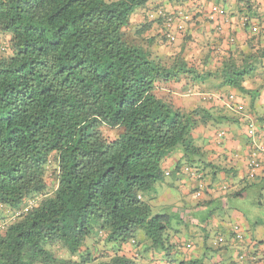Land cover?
<instances>
[{"label": "trees", "instance_id": "obj_1", "mask_svg": "<svg viewBox=\"0 0 264 264\" xmlns=\"http://www.w3.org/2000/svg\"><path fill=\"white\" fill-rule=\"evenodd\" d=\"M156 1L0 0V34L8 37L0 35V264H145L139 235L146 252L165 256L175 248L171 215L153 213L145 196L167 176L162 164L177 148L179 166L188 165L201 185L192 193L201 195L203 155L190 135L198 118L218 119L201 108H175L158 85L185 79L200 90L220 76L221 86L246 95L245 75L264 68V48L231 54L217 70L190 62L183 43L172 57L153 54L126 39L133 15L146 11L137 34L155 24L162 41L170 31L186 43V28L196 22ZM250 23L240 16L242 28L258 32ZM101 127L119 134L110 140ZM97 242L106 250L97 252ZM126 244L133 256L121 251ZM206 254L168 263L205 264ZM152 255L148 264L157 261Z\"/></svg>", "mask_w": 264, "mask_h": 264}, {"label": "crops", "instance_id": "obj_2", "mask_svg": "<svg viewBox=\"0 0 264 264\" xmlns=\"http://www.w3.org/2000/svg\"><path fill=\"white\" fill-rule=\"evenodd\" d=\"M155 3H162L170 13H178V16L189 13L195 17L196 22L186 28V43L181 40V34L176 35L186 46V53L193 55L189 61L208 70L219 69L231 54L250 55L264 48V0H198L197 3L195 0H158ZM215 6L224 9V16L209 23V13ZM243 14L251 18L250 24L257 27L258 32L256 28L251 32V25L247 28L239 25ZM209 82L192 94L187 91L191 88L187 81L182 85L181 82L158 85L159 96L175 108L185 111L201 108L214 113L218 120L198 118L190 135V141L203 155L199 163L204 168L203 190L199 197L196 192L191 195L197 190V182L193 180L197 178L187 170L188 165L179 166L183 160L182 148H177L163 162L162 171L167 177L172 176V182H163L166 187L151 191L147 198L152 203L173 200L169 204L172 211H166V214L178 212L182 222L174 226L177 233L170 237V243L175 248L167 253L168 256L146 252L148 244L139 235L138 247L145 264L148 259H154L152 254L157 256V261L151 264H169L170 259L200 258L206 254V246L216 250L221 241L225 244L212 255L206 254L205 264H264V154H256L260 166L257 176L250 179L247 175L253 151L264 146V68L260 73L245 75L242 86L246 95L221 86L220 76ZM239 106L242 107L240 111L237 110ZM250 125L254 128L252 136L248 133ZM176 184L180 185L178 190H175ZM236 193L241 195L234 196ZM231 233H236L239 239L234 240ZM211 234L213 239L209 244ZM121 251L126 256L136 253L132 244L122 246Z\"/></svg>", "mask_w": 264, "mask_h": 264}, {"label": "rangeland", "instance_id": "obj_3", "mask_svg": "<svg viewBox=\"0 0 264 264\" xmlns=\"http://www.w3.org/2000/svg\"><path fill=\"white\" fill-rule=\"evenodd\" d=\"M145 13H146V11H145ZM145 13H144V11L138 12L137 15L135 14L131 18V20H132L130 22L131 26L123 29L124 33L126 35V39L139 43L143 47L149 49L153 54H157L160 57L161 56H166V57L174 56V54H176L180 51V46L182 44L181 41L177 39V35L175 33L172 32L173 33L171 35V37L173 38L172 40L162 41V39L159 35H160V33L163 34V31H161L160 28H157V26L154 24L153 27H150V30L147 33H144L142 35L137 34L138 28H141V24L144 23ZM177 21L178 20H176V22ZM1 37H2L3 41H5V42L8 41V37L6 35H1ZM183 51L186 53V48H184ZM186 54H187L188 60H190L189 59V58H191L190 56H193V55H190L189 53H186ZM184 82H185V79H182L180 84L182 85V84H184ZM194 88H195V86L188 88L187 91H189L190 94H192V93H197L198 91L201 90V89L199 90L197 88H195V89ZM178 93H180V92L178 91ZM100 129H101L102 133L104 134V136L110 140L115 138L117 136V134H119L117 130H110L106 127H101ZM162 178H163V180L157 183L154 190L158 191L160 186L166 187V185L163 182L169 183V182H172V179H173L172 176H170V177L164 176ZM46 180H47L46 183L48 186V192L50 193L53 190V187H55L54 186L55 184L53 183L54 177H53L52 168H51V171L48 172ZM193 180L197 182L195 184V187L197 189V187L199 186L198 181L196 179H193ZM175 186H176L175 190H178L177 188L180 185L176 184ZM150 193H148V195ZM189 195H190V191L188 190V196ZM191 195H195V193L194 194L192 193ZM145 198L147 201H149V203L150 202L152 203L151 199H148L149 197L147 198V195L145 196ZM187 199H189V201H191V202H194L190 198H187ZM171 201H173V200H169L167 202L166 201H158L157 203H152L153 213H166V211L167 212L169 211L171 213L172 206H169ZM179 215L180 214L178 212L177 213L173 212L171 214V216H170L171 217V224L173 226H178L182 222L181 218H179ZM3 216L7 217L6 220H8V221L12 218V215H10V213H8V212H6V213L3 212ZM8 221H6V222H8ZM1 222L2 221H0V224H1ZM190 227H192V226H190ZM3 228H4V226L0 225V232H1L0 234H2L4 232ZM212 239H213V234L210 235V239L208 242L209 244H211L210 241ZM104 246H105V244L103 242H100V243L97 242L95 244V247H96L95 249L97 252L99 251V253H101L103 250H106V246L105 247ZM95 249L94 248L92 249V253H96ZM94 255H97V253ZM58 256H61V255H58Z\"/></svg>", "mask_w": 264, "mask_h": 264}, {"label": "built area", "instance_id": "obj_4", "mask_svg": "<svg viewBox=\"0 0 264 264\" xmlns=\"http://www.w3.org/2000/svg\"><path fill=\"white\" fill-rule=\"evenodd\" d=\"M162 11L163 10H159L158 11V14H162ZM155 14H151L150 16H149V19L150 20H153L154 18H155ZM182 16V15H181ZM224 16V11H223V9H219V7H213L212 9H211V11H210V13H209V16H208V18L211 20V21H215L216 19H217V17H223ZM183 17V16H182ZM184 19H186V17H184ZM242 19V21L244 20H246V18H241ZM171 19H169V21H170ZM173 20H178V19H176V18H173ZM178 22V21H177ZM168 26L169 27H172V26H175V23H173V22H171V26H170V24H168ZM167 26V27H168ZM183 25H179V26H177L178 28V32H181L184 28L182 27ZM169 29V28H168ZM170 29H172L173 30V28H170ZM173 33L172 32H170L169 31V33L167 34V37L170 39V40H172L173 38L171 37V35H172ZM175 34H179V33H175ZM237 110L238 111H240V110H242V107L241 106H239V107H237ZM249 135L250 136H252L253 134H254V128H253V126L252 125H250V130H249ZM220 135L221 136H223L224 135V133H220ZM257 153H262V154H264V146L263 147H261V148H259V149H255L254 151H253V153H252V155H251V158L249 159V163H248V169L250 170V174H252L253 172H255L256 170H258L259 168H260V166H259V164L257 163V160H256V154Z\"/></svg>", "mask_w": 264, "mask_h": 264}]
</instances>
